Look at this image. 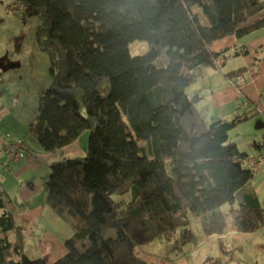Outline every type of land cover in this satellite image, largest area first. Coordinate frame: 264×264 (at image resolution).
Listing matches in <instances>:
<instances>
[{
  "label": "trees",
  "instance_id": "obj_1",
  "mask_svg": "<svg viewBox=\"0 0 264 264\" xmlns=\"http://www.w3.org/2000/svg\"><path fill=\"white\" fill-rule=\"evenodd\" d=\"M16 1L22 19H38L36 45L49 60L28 133L45 152L89 133L85 154L51 163L43 183L45 205L72 231L66 253L52 263L25 253L28 231L0 184V264H149L135 245L168 241L192 220L221 235L224 204L239 231L263 226L250 154L228 142L255 112L207 121L186 89L223 59L214 41L264 27V0ZM132 40H145L146 53L130 55Z\"/></svg>",
  "mask_w": 264,
  "mask_h": 264
},
{
  "label": "rangeland",
  "instance_id": "obj_2",
  "mask_svg": "<svg viewBox=\"0 0 264 264\" xmlns=\"http://www.w3.org/2000/svg\"><path fill=\"white\" fill-rule=\"evenodd\" d=\"M23 10L24 8L16 0H0V165L7 162V155L3 151L12 141L23 142L25 149L32 151V158L29 161L31 164L29 169L20 173L16 180L8 181L2 187L8 189L17 181L18 190L14 188L17 196L13 191L10 194L12 203L21 214L17 220L23 222L28 231L24 244L25 253L30 258H42L47 263H52L66 253L63 242L70 237L72 231L45 205L43 183L48 177L51 163L85 154L89 131L84 130L77 138L81 152L74 153L72 150L57 152L53 155V160L45 157V154L51 152L43 151L36 139L26 132L30 126V117L33 118L32 116L35 115L40 92L49 84L50 78L46 68L47 57L46 61L37 58V52L41 51L36 45L34 31L39 21L35 17L28 16L22 19ZM147 49L145 40H132L128 43V50L132 56L144 54ZM250 56L256 58V68L264 67V46L253 51ZM240 61L239 57H231L229 64ZM35 63L39 64V68L44 69L43 81L36 77L33 66ZM204 74L203 70L201 75L203 79ZM195 86L193 85L192 88ZM252 106L253 104L250 103L247 108L236 110L237 115H242ZM237 115H232L231 119ZM260 118L261 116L253 114L250 115L249 120L237 123L228 132V142L236 143L241 151H254L252 142L260 141L263 133L262 129L257 127ZM14 132L18 136H15ZM25 132L27 137L22 136ZM26 157H30V154L27 153ZM12 168L13 165H10L9 170ZM13 171L15 173L16 169ZM1 173L2 177H5L8 170L2 167L0 175ZM10 178L14 177L10 176ZM252 182L262 193L260 194L264 210V191L262 192L264 169L254 172ZM20 187L26 189L34 187L31 201L19 198L18 193L22 192ZM112 197L117 199V194L113 193ZM227 207V204L221 207L223 223L219 226L224 230L223 234L208 233L203 229L200 221L192 220L188 231L178 229L168 241L154 239L135 245V254L149 264H210L211 260L212 262L220 260L224 264H264V223L257 231L241 232L239 229L242 226L236 219V213L228 210ZM115 231V227L111 225L105 235L113 236Z\"/></svg>",
  "mask_w": 264,
  "mask_h": 264
},
{
  "label": "crops",
  "instance_id": "obj_3",
  "mask_svg": "<svg viewBox=\"0 0 264 264\" xmlns=\"http://www.w3.org/2000/svg\"><path fill=\"white\" fill-rule=\"evenodd\" d=\"M247 35L248 36L245 39H242V37H245L246 35L240 38H237L235 36H226V37H223L221 39L214 41L211 46L212 50L213 51L224 50L225 53H224L223 59L216 61L214 65H208L204 67L202 69V72L203 70L205 72V74L203 75L204 79L202 78V76L199 77L197 79V82H193L192 84H190V86H188L189 88L187 87L188 92H187V89H186V92H187V95L190 101L196 106V108L200 111V114L202 115V117H204V119H206L207 121H212L214 119L230 120L232 118V115L234 116L237 115L238 111L236 110L243 109V108L245 109L251 103L253 104L252 108H250L247 111H244L243 114L254 111L255 114L261 116V118L257 121L258 122L257 127L262 129L264 125V114H263L264 112V67L261 69L256 68L255 67L256 58H252L250 55L252 54L253 51H257L259 47L264 46V27L258 30L252 31ZM46 57L47 55L45 53L37 52L38 59L46 61ZM231 57L233 58L239 57L241 61L238 63L229 64V59ZM47 60H48V57H47ZM33 66H34V70L36 73V77L39 78V80L43 81V76H44L43 67L39 68V64L37 63L33 64ZM43 66L45 68V65ZM48 66H49V60L46 66L47 70H48ZM242 67L244 68L242 71L243 73L237 76H233V77L228 76V73L231 72L232 70H235L237 68H242ZM48 74H49V71H48ZM236 77H241L242 82H238L236 80ZM49 78H50V75H49ZM193 85H196V86L192 88ZM190 91L191 93H189ZM32 117L33 118L30 117V121H29L30 124L32 123L34 119V115ZM16 123H17V120H16ZM261 131L263 132V130ZM26 132L23 133L22 136L27 137ZM15 136H18V135H16L15 133ZM263 138H264V134L261 133L260 141L255 140L252 142V147L255 150L246 152L247 155L253 154L256 152L258 145L263 141ZM20 139L21 138H19V140ZM71 150L74 153L81 152L80 151L81 147L79 145L78 139H76L74 142L64 147L59 148L58 150L54 152H51V154H45V157L50 160L51 159L53 160V155L55 153L57 152L62 153L65 151L68 152ZM28 152L30 154V157L25 156L22 159L12 162L10 164V165H13V168L11 170H9V167H3V168H6V170H8V174H6L5 177H2V173H1L0 175V177H2L0 178L1 186L2 185L4 186V184H6V182L8 181L12 182L13 179L16 180L20 173L29 169V165H31L29 161H31V158H32L31 157L32 151L28 150ZM33 165H35V163ZM14 169H16L15 173L13 171ZM258 170L259 169H255V171H258ZM10 176H13L14 178H10ZM16 183L17 181H15L8 189H6V187H3L7 191V193H9L10 196H11L10 194L11 191H13L14 193L16 192L14 188L18 190ZM253 186L262 204V198H261L262 193L256 188L254 184ZM19 189L22 191L18 193L19 198H22V200L23 199L27 200L28 202L32 200L33 198L32 193H33L34 187L33 188L28 187L29 190L26 188H22V187H20ZM263 191H264V188L262 192ZM15 195L17 196V193H15Z\"/></svg>",
  "mask_w": 264,
  "mask_h": 264
},
{
  "label": "built area",
  "instance_id": "obj_4",
  "mask_svg": "<svg viewBox=\"0 0 264 264\" xmlns=\"http://www.w3.org/2000/svg\"><path fill=\"white\" fill-rule=\"evenodd\" d=\"M236 80L242 82L241 77H236ZM3 153L7 155L6 165L27 155L25 154L22 142L9 143V145L4 148ZM245 164L252 169H264V144H261L255 153L247 156Z\"/></svg>",
  "mask_w": 264,
  "mask_h": 264
}]
</instances>
